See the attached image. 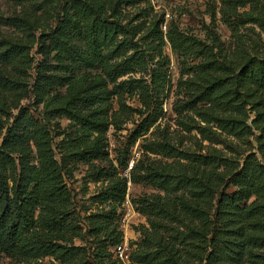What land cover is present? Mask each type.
Wrapping results in <instances>:
<instances>
[{
    "label": "trees",
    "instance_id": "1",
    "mask_svg": "<svg viewBox=\"0 0 264 264\" xmlns=\"http://www.w3.org/2000/svg\"><path fill=\"white\" fill-rule=\"evenodd\" d=\"M131 1L74 0L73 15L67 14L66 21L45 35L54 50L69 51L71 46L81 61L99 67L111 83L128 77L129 85L139 90L147 114L134 133V141L142 140V156L130 171V179L119 175L120 169H128V160L98 172L99 180L112 185L99 195L101 203L110 202V211L103 215L106 225L99 223L92 229L104 234L96 241L97 261L124 264L113 258L110 247L122 243L113 217L126 200L131 181L158 193L135 201L149 228H144L142 243L130 252L129 264H264V57L251 58L239 74L248 87L262 91L252 103L261 124L257 152L244 151L242 163L234 156L190 155L165 137L155 138L154 132L147 136L159 119V113L151 110L156 104L155 90L167 77L161 67H168L170 60L164 53V20L134 24L140 20L138 15L125 23L128 16L123 4ZM71 24L79 31L81 47L72 46L60 35ZM22 52L11 47L1 58L14 61ZM219 68L210 65L213 71ZM137 73L142 76L135 77ZM45 81L53 83L47 76ZM223 82L213 80L204 89H193V98L182 108L195 110L201 121L215 124L218 134L206 129L201 132L206 140L219 142V136L226 134L246 144L245 139L252 135L247 104L239 91H225ZM0 87L6 91L16 88L7 78L0 79ZM115 90L119 94L116 85ZM198 103L216 106L223 116L197 109ZM119 106L120 112L125 110L124 103ZM23 120L28 122L25 128L14 125L3 138L0 126V249L16 264H47V258L60 264H88L82 249L70 244L69 234L78 229L73 197L55 159L50 133L27 114L16 119L17 125ZM102 128L95 120L82 127L84 132L100 136ZM31 142L38 152L39 167L17 166L14 153ZM230 186L236 188L232 194L227 193Z\"/></svg>",
    "mask_w": 264,
    "mask_h": 264
},
{
    "label": "rangeland",
    "instance_id": "2",
    "mask_svg": "<svg viewBox=\"0 0 264 264\" xmlns=\"http://www.w3.org/2000/svg\"><path fill=\"white\" fill-rule=\"evenodd\" d=\"M73 1L0 0V79L7 78L16 87L13 91L0 87V126L3 138L14 125L25 128L27 120L17 125L16 119L27 114L47 127L55 159L73 197L78 229L69 234L70 244L82 249L88 264H99L96 241L104 234H95L92 229L99 223L106 225L103 215L110 211V202L101 203L99 195L112 182L99 180L98 172L111 165L119 167L120 160H128L129 166L136 164L142 156V140L134 141V133L147 114L139 90L129 85L128 77L111 83L99 67L81 61L71 46L69 51L54 50L45 37L67 20V14L73 15ZM123 8L128 16L125 23L138 15L140 20L134 24L168 21L164 53L170 64L161 67L167 77L155 90L156 104L151 110L159 113V119L147 136L154 132L155 138L165 137L190 155L234 156L241 163L246 157L244 151L257 152L261 124L252 103L262 91L248 87L239 74L251 58L264 57V0H134L123 4ZM74 27L71 24L60 35L72 46L81 47L79 31ZM11 47H19L22 56L4 62L1 55ZM212 63L219 70L210 69ZM46 76L52 84H46ZM134 76L139 78L142 73ZM213 80H224L225 91H239L245 100L247 123L252 129L246 144L226 134L219 136V142L206 140L201 132L206 129L217 133L215 124L201 121L195 110L182 108L193 98V89H204ZM115 85L119 94H115ZM120 102L126 105L122 112ZM197 109L223 116L214 105L198 103ZM88 120L102 123L104 133L84 132L83 123ZM14 157L19 167L40 165L32 142L18 148ZM119 175L126 177L125 170L120 169ZM127 185L126 200L118 206L113 225L121 233L122 242H128L130 253L142 243L144 228H149L146 216L136 210L135 201L158 191L143 183L129 181ZM235 191L233 186L227 189L229 194ZM113 248L110 251L115 258ZM45 263L60 264L53 258ZM0 264L16 261L0 249Z\"/></svg>",
    "mask_w": 264,
    "mask_h": 264
},
{
    "label": "built area",
    "instance_id": "3",
    "mask_svg": "<svg viewBox=\"0 0 264 264\" xmlns=\"http://www.w3.org/2000/svg\"><path fill=\"white\" fill-rule=\"evenodd\" d=\"M168 17H170V15H167ZM167 20H165V22L162 25V28L164 31H167ZM133 163H130V166L128 167V169L125 171V176L126 178L130 179V171L133 168ZM113 252L115 254V257L122 261L124 264H129V257H130V253H129V244L127 241L122 242L121 244L115 246L113 248Z\"/></svg>",
    "mask_w": 264,
    "mask_h": 264
}]
</instances>
